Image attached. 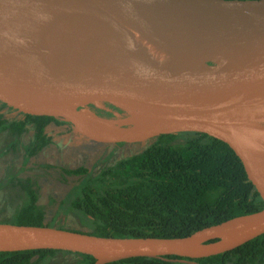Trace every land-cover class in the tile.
Instances as JSON below:
<instances>
[{
  "label": "water",
  "instance_id": "water-1",
  "mask_svg": "<svg viewBox=\"0 0 264 264\" xmlns=\"http://www.w3.org/2000/svg\"><path fill=\"white\" fill-rule=\"evenodd\" d=\"M3 1L1 105L24 115L55 117L99 145L206 134L239 158L263 206L182 237H103L45 221H0V252L57 250L89 255L93 264L131 257L192 260L264 234V159L255 160L245 144L246 134L264 129V0H99L114 34L127 45L144 41L151 51L111 58L89 45L76 0H28L54 13L41 37L16 24ZM88 114L110 127H92ZM256 156L264 158L258 145Z\"/></svg>",
  "mask_w": 264,
  "mask_h": 264
},
{
  "label": "trees",
  "instance_id": "trees-1",
  "mask_svg": "<svg viewBox=\"0 0 264 264\" xmlns=\"http://www.w3.org/2000/svg\"><path fill=\"white\" fill-rule=\"evenodd\" d=\"M52 122L64 124L46 115H24L22 120L0 115V132L8 133L12 145L26 132V125H31L32 138L23 147L26 160L51 143L45 127ZM67 173L82 179L62 199L58 210L69 213L96 236L182 237L263 206L239 158L225 143L203 133L159 135L140 151L98 172L88 173L81 167ZM8 182L9 199L4 201L9 200L13 209L5 221L42 225L45 214L36 181L12 177ZM58 254L75 255L72 264L94 262L89 255L40 249L0 252V264H55L51 259ZM179 260L264 264V234L233 250L201 259L131 257L106 264H189Z\"/></svg>",
  "mask_w": 264,
  "mask_h": 264
},
{
  "label": "bare ground",
  "instance_id": "bare-ground-1",
  "mask_svg": "<svg viewBox=\"0 0 264 264\" xmlns=\"http://www.w3.org/2000/svg\"><path fill=\"white\" fill-rule=\"evenodd\" d=\"M80 19L84 27L89 45L101 53V56H133L150 53L149 46L144 41H138L127 45L122 37L112 31V22L107 11L99 0H76ZM5 13L18 24L27 34L41 37L52 25L54 13L42 3H34L28 0H4ZM109 28V30H106ZM114 28V26H113ZM104 30L105 39L104 40ZM93 63L88 59L87 66ZM125 72L119 73L123 75ZM264 98V97H263ZM88 123L97 129L104 130L110 127L108 122L96 115H86ZM245 144L255 160L264 159L256 156V145L264 150V129H256L246 134Z\"/></svg>",
  "mask_w": 264,
  "mask_h": 264
},
{
  "label": "rangeland",
  "instance_id": "rangeland-1",
  "mask_svg": "<svg viewBox=\"0 0 264 264\" xmlns=\"http://www.w3.org/2000/svg\"><path fill=\"white\" fill-rule=\"evenodd\" d=\"M1 113L7 118L11 119L13 118V112L3 108L1 110ZM89 115H94V114H89ZM16 118V117H14ZM13 118V119H14ZM53 127H50L49 130H54L55 134L59 133V128L57 129H52ZM68 130L72 133L71 138L72 140H69V138H65L62 142L59 140V156L58 160L56 161V165L63 166L65 165H70L72 167L86 164L89 169H94V164L96 161V157H98L99 154L106 153V156L110 155V153L114 150L116 146L119 145H125L124 143H119L115 144L113 146L110 145H99V144H93L91 142H88L84 140L83 138H80L75 132L72 131V129L68 126ZM29 136V135H28ZM8 138V137H7ZM6 136L4 133L0 134V153L4 149L3 146L5 145L6 141ZM25 139V138H24ZM26 140V139H25ZM148 142L145 144L141 143H133V144H127L130 146H124L120 147L119 149H116V153L113 158L109 159V161L113 159H119L121 157L128 156L130 154H133L132 152L135 150H141L147 145ZM135 144V145H134ZM118 150V151H117ZM62 152V155H61ZM114 152V151H113ZM112 152V153H113ZM14 155L12 154H7L6 157H1L0 158V172L4 171V169L7 166L19 169V157L17 152H13ZM48 158H50L49 161H53V156L47 154ZM95 170V169H94ZM92 170V171H94ZM58 171V170H57ZM96 172V171H94ZM55 177V174H54ZM52 177L51 179L49 178H42L41 179V187H42V196L39 202L43 203L44 210L46 209V217L44 221L49 224L50 226H55V227H60V226H66V227H71L75 228L72 230H86L83 225H81L76 218L71 216L69 213H65L62 211H59L58 208H56V204L58 203L59 199H62L64 195L68 192L69 189H71L72 184L75 180H69L68 183L66 182L65 184L58 183L57 180ZM50 191H53L52 199L49 193ZM5 193L1 195L0 197V221L6 222L5 218H8L11 210L13 209L12 205H10V201L5 199H9V195ZM52 199V200H51ZM5 202V203H4ZM39 203V204H40ZM61 212V213H59ZM8 222V221H7ZM64 228V227H62ZM67 229V228H66ZM76 257L75 255L68 254V255H57L54 258L51 259L52 262L55 264H72L75 261Z\"/></svg>",
  "mask_w": 264,
  "mask_h": 264
},
{
  "label": "flooded vegetation",
  "instance_id": "flooded-vegetation-1",
  "mask_svg": "<svg viewBox=\"0 0 264 264\" xmlns=\"http://www.w3.org/2000/svg\"><path fill=\"white\" fill-rule=\"evenodd\" d=\"M3 108L13 112L14 113L12 115L13 118L16 117L14 119L22 120L24 118V114L19 113L13 109H9V108L2 106L0 104V115H2L3 118H5V119H7V118L3 115V113H1V110ZM13 118H11V119H13ZM63 123L64 124H55L52 122V123L48 124L45 127V132L47 133L48 136H50L51 143L48 146H46L45 148H43L39 153H37L34 156L27 158L26 160L24 159L23 147L26 146L27 144H29V142L32 138L33 131L31 129V125H28V124L26 125V128H27L26 132H24L22 135H20L18 137L17 142L13 143L12 145L9 144L10 137H9L8 133L5 131L0 132V134L4 133L6 138L8 137L5 141V145L3 146L4 149L0 153V158L6 157L7 154L14 155L13 152L15 151L19 154L18 157L20 159L19 160V162H20L19 166H15V167H18L19 169L7 166L4 169V171H2V173L0 172V197H1V195L5 194L6 192L9 191L10 187L8 185L9 184L8 181H10V179L12 177H17V178L29 177V178L36 181V184L38 186L39 200H40L41 196H42L41 194L43 192L41 184H40L41 179L42 178L51 179L52 177H54V174H55L54 179L57 180V182L61 183V184H63V183L65 184L66 182L68 183L69 180H75L72 184L71 189H69L68 192L64 195L63 198H65L74 189V187L76 185H78V183L82 179L81 175L67 173V171H73L77 168L82 167V168H85L88 173H93L94 171L98 172L104 166L110 165L111 163L115 162L116 160L123 158V157H121L119 159H113V160L109 161V159L114 157L117 148L119 149L120 147L130 146L127 144L116 146L113 150L114 152L112 151L113 153L111 152L110 155H108V156H106L105 152L102 154H99L98 157H96L97 159H96L95 164H94L95 170L89 169V167H87V165L83 164V163L81 165H78V166L74 165V167H72L70 165H65V164H63V166L56 165V161L58 160V156H59V151L57 149H59L58 147H60L59 145H61V144H59V140L61 142L65 138H69V140H72V138H71L72 133L68 130V125L65 122H63ZM50 127H53L52 129L59 128V133L55 134L54 130H53V132H52V130H49ZM138 151L139 150L137 149V150L133 151L132 153H136ZM47 154L53 156V158H54L53 161H49L50 158H48V156H46ZM61 155H62V152H61ZM92 170H94V171H92ZM47 194H50V196L52 198L53 195H51V194H53V191H50ZM62 199L58 200V203L56 204V208H59V205H60V202L62 201ZM40 205H43V203L41 202ZM46 212H47V210L45 209L44 210V214H45L44 219L46 217ZM59 213H61V212H59ZM63 227L67 228V229H75V228L66 227V226H63Z\"/></svg>",
  "mask_w": 264,
  "mask_h": 264
}]
</instances>
